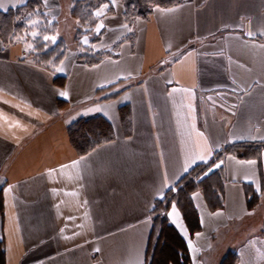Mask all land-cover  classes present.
<instances>
[{
  "label": "crops",
  "instance_id": "1",
  "mask_svg": "<svg viewBox=\"0 0 264 264\" xmlns=\"http://www.w3.org/2000/svg\"><path fill=\"white\" fill-rule=\"evenodd\" d=\"M27 1L0 0V10ZM42 1L51 16L68 2ZM121 2L118 12L111 0L95 10L103 32L90 49L107 51L97 63L62 59L53 68L0 46V264H144L154 201L224 146L264 143V0H183L131 26ZM112 89L122 91L103 100ZM122 105L131 108L130 135ZM95 114L115 137L80 156L68 126ZM219 164L223 208L194 194L193 235L177 208L169 215L191 264L208 262L210 232L248 212L247 185L262 187L264 149L260 160L227 153ZM234 249L237 264H264V236Z\"/></svg>",
  "mask_w": 264,
  "mask_h": 264
},
{
  "label": "trees",
  "instance_id": "2",
  "mask_svg": "<svg viewBox=\"0 0 264 264\" xmlns=\"http://www.w3.org/2000/svg\"><path fill=\"white\" fill-rule=\"evenodd\" d=\"M124 4L125 21L131 26L138 19H149L155 7L169 8L180 4L183 0H122ZM107 0H75L72 7V16L77 21L80 31L78 33H90L95 31L92 42L99 39L103 28H99V17L95 14L96 8ZM42 18L41 30H51L55 25V16L48 14L42 0H28L26 3L9 8L6 11L0 10V43L4 46L10 45L26 29V24L33 18ZM48 19L52 22H48ZM44 24V26H43ZM86 27V28H85ZM85 28V29H83ZM130 35V37H132ZM40 38V37H39ZM42 39H37L34 43V51L31 60L42 63V60H56L58 65L65 56L63 40L56 42L50 51L42 49ZM88 47V46H84ZM89 48V47H88ZM81 55L89 64H94L102 60L106 50L88 49ZM55 53L51 57L49 53ZM56 67V66H55ZM55 83L63 87L66 83L65 75H57ZM132 85V82L130 83ZM121 89L107 92L101 97L103 100L112 99L119 94ZM67 101L58 100L59 107L67 105ZM121 121L126 135L131 134V108L129 105H122L119 108ZM70 142L78 155L89 153L97 146L114 139V128L109 119L102 114L81 116L71 122L68 126ZM264 143L245 144L233 143L224 146L216 151L213 157L205 163L194 165L174 187L169 188L163 194V199L157 198L150 213L152 218V229L148 238L145 252L144 264H191V255L188 248L187 239L182 232L173 224L169 218V211L173 204L182 214V217L193 235L201 229L200 216L195 204L194 194L200 190L206 205L210 210L221 209L224 206V170L219 164L222 156L227 153L236 155L239 158H256L260 160ZM219 165V167H217ZM212 169L209 171V169ZM264 179L261 190L258 192L251 185H247V207L249 210L256 208L263 197ZM264 236V225L261 231ZM2 244L0 248L2 249ZM0 256H4L0 253ZM239 260L238 251L231 246L224 251L219 264H237Z\"/></svg>",
  "mask_w": 264,
  "mask_h": 264
},
{
  "label": "rangeland",
  "instance_id": "3",
  "mask_svg": "<svg viewBox=\"0 0 264 264\" xmlns=\"http://www.w3.org/2000/svg\"><path fill=\"white\" fill-rule=\"evenodd\" d=\"M71 1L73 0H68L66 4L63 3L60 15L55 16L56 21L53 29H48L42 32V18L37 15L36 18H33L30 22H28V24H26V29L24 30V32L21 35L19 34L17 38L14 39L12 43H10L9 46L7 45V47H9V49L11 50L17 49L22 55L26 54V56L32 57V53L34 51L33 49L35 47L34 42L37 39H42V49L46 51H50L52 48H54L56 42L63 40V44L65 47V56L63 60H71L73 58L84 59L83 57H81V55L86 52L88 47V49H90L91 43H93L91 40L96 32L92 31L90 33H78L80 31V27L77 21L71 15ZM113 5L115 6L117 12L120 8H122L121 0H115V3ZM55 12L56 11H53V13ZM48 22H52V19H48ZM33 32H37L38 35L33 37L31 35ZM46 35L56 36L55 42L53 43L51 41H45L43 39V36ZM133 36L131 37V39H133ZM85 40H87V43L90 42L88 47H84L87 45V43H85ZM128 41L131 42L132 40ZM29 45H31L32 47L29 48ZM0 46H2L1 50H3L4 45L0 43ZM12 47L14 48L12 49ZM23 49L26 50V52L23 53ZM108 54L110 57L113 56L110 50ZM49 55H51V57H54L55 53L52 52L51 54L49 53ZM56 62V60H51V58H49V60H42V63L53 68L55 66H58L55 65ZM196 194L202 196L200 190L196 191L195 195ZM247 210L248 212H246L245 214L239 216L238 218L227 220L226 224L219 225L213 230V232L209 233L208 244L210 245V251L207 254L208 262L204 264H219L224 251H227L228 247L230 246L234 248L236 241L240 242L245 240L249 236L261 235V231L264 225V193L260 204L252 210H249L248 208Z\"/></svg>",
  "mask_w": 264,
  "mask_h": 264
},
{
  "label": "snow or ice",
  "instance_id": "4",
  "mask_svg": "<svg viewBox=\"0 0 264 264\" xmlns=\"http://www.w3.org/2000/svg\"><path fill=\"white\" fill-rule=\"evenodd\" d=\"M45 2H46V0H45ZM112 3L114 4L115 3V0H112ZM0 7H4V5L3 4H0ZM169 11H171V10H169ZM100 28H103V25L101 24L100 26H99V28H97L96 29V31L97 32H99L100 31ZM33 37H35V36H37L38 35V33L37 32H33L32 34H31ZM248 35L249 36H252L253 35V33L252 32H249L248 33ZM43 39L45 40V41H51V42H55V40H56V36H43ZM85 43H87V40H85ZM29 48H31L32 46L31 45H29L28 46ZM61 95H66V93H61ZM211 155V150H209V156ZM197 159H199L200 161H202V162H205L207 159H208V157H206V156H204V155H200L199 157H197ZM73 163H75V162H73ZM192 163L193 164H195L196 163V160L194 159L193 161H192ZM248 163H250V164H254L255 163V161H249ZM62 167H67V166H62ZM217 167H219V165H217ZM188 170V168L186 167L185 168V171H187ZM212 169L210 168L209 169V171H211ZM166 187H169L168 185H165ZM56 191V189H53V192H55ZM160 199H163V195H161L160 196ZM176 214V206H175V204H173L172 205V211L171 212H169L168 213V215H175ZM69 219H72L71 217H69ZM61 231H63V229H61ZM197 235H199V234H197ZM189 247L191 248L192 247V245H191V242L189 241ZM96 252H99V249H96L95 250Z\"/></svg>",
  "mask_w": 264,
  "mask_h": 264
}]
</instances>
